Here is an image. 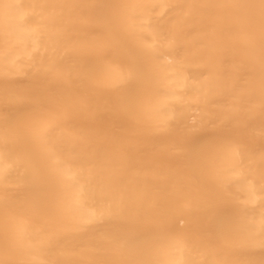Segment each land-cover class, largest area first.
<instances>
[{"label":"bare ground","instance_id":"bare-ground-1","mask_svg":"<svg viewBox=\"0 0 264 264\" xmlns=\"http://www.w3.org/2000/svg\"><path fill=\"white\" fill-rule=\"evenodd\" d=\"M226 262L264 264L261 0H0V264Z\"/></svg>","mask_w":264,"mask_h":264},{"label":"snow or ice","instance_id":"snow-or-ice-1","mask_svg":"<svg viewBox=\"0 0 264 264\" xmlns=\"http://www.w3.org/2000/svg\"><path fill=\"white\" fill-rule=\"evenodd\" d=\"M261 4H262V6H264V0H261ZM129 83L131 84V81H129ZM226 264H227V262H226Z\"/></svg>","mask_w":264,"mask_h":264}]
</instances>
